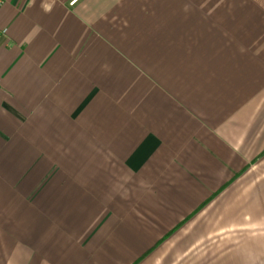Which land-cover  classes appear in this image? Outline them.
<instances>
[{"label": "crops", "instance_id": "1", "mask_svg": "<svg viewBox=\"0 0 264 264\" xmlns=\"http://www.w3.org/2000/svg\"><path fill=\"white\" fill-rule=\"evenodd\" d=\"M2 28L0 264H264V0H2Z\"/></svg>", "mask_w": 264, "mask_h": 264}, {"label": "clouds", "instance_id": "2", "mask_svg": "<svg viewBox=\"0 0 264 264\" xmlns=\"http://www.w3.org/2000/svg\"><path fill=\"white\" fill-rule=\"evenodd\" d=\"M42 7L46 12L51 11L52 5L51 4H43Z\"/></svg>", "mask_w": 264, "mask_h": 264}, {"label": "built area", "instance_id": "3", "mask_svg": "<svg viewBox=\"0 0 264 264\" xmlns=\"http://www.w3.org/2000/svg\"><path fill=\"white\" fill-rule=\"evenodd\" d=\"M2 4V0H0V5ZM0 32L1 33H6V28H2L1 30H0Z\"/></svg>", "mask_w": 264, "mask_h": 264}]
</instances>
